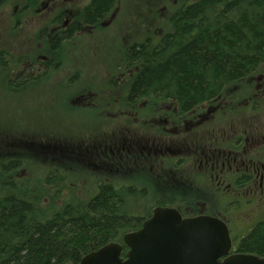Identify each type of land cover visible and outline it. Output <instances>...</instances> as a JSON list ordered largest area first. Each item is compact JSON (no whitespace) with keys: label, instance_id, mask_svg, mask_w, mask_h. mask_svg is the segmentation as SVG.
Returning a JSON list of instances; mask_svg holds the SVG:
<instances>
[{"label":"trees","instance_id":"16d2710c","mask_svg":"<svg viewBox=\"0 0 264 264\" xmlns=\"http://www.w3.org/2000/svg\"><path fill=\"white\" fill-rule=\"evenodd\" d=\"M10 1L0 0V8ZM45 2L39 0L36 7L32 6L38 15L49 7L43 8ZM116 3L117 0H89L79 12L75 8L68 10L66 16L72 21L65 26L50 22L48 46L28 61L19 63L17 60L7 65L11 61L7 59L9 52L0 50L3 58L0 72L7 78L20 80L59 75L66 69V52L71 39L78 32L80 34L102 27ZM63 15L58 18L62 19ZM170 21V29L156 42L146 38L126 47L119 62L108 72L109 79L104 82V86L108 83L111 89L120 87V92L125 91L124 95H118L120 92L116 91L114 100L101 96L104 105L108 101L116 102L121 112L132 113L145 109L164 121L173 119L177 124H190L191 121L199 120L204 109L209 111L218 107L226 109L231 105L238 106V98L229 102V95L235 89L252 86L251 90L247 89L251 93L255 90L253 84L259 76V84L264 82V0H186L172 13ZM15 63L20 66L14 69L12 64ZM85 91L87 93L79 94V90L72 93L71 99H79V106L88 107L94 101L93 95L96 98L97 94L92 85ZM166 104L169 109L160 108ZM225 112L228 115L231 111ZM26 113L30 115L29 111ZM26 113L21 120L12 119L10 122L0 116L2 138L18 140L22 135H32V138L39 135L58 140L67 137L46 126L49 124L47 121L42 123L43 119L35 118L31 122ZM217 115L221 116V113ZM134 117L140 116L136 113L131 119ZM33 122L44 125L40 130H46L47 134L26 130ZM139 126L149 135L148 139L169 144L151 150L133 148L132 153H135L130 161L125 158V147L116 145L118 154L112 153L114 157L101 147L98 152L108 161L93 166L97 170L109 169L110 175L118 176L142 172L144 177L148 176L150 181L159 185L160 176L152 168L160 160L174 165L169 153L175 151V146L181 142L175 141L178 136L167 134L166 128L163 129L167 133L163 132L154 123L152 127ZM196 130L197 127L192 123V128L185 131V135L190 138L184 142L189 147L192 142L199 143L196 138L191 140ZM205 136L211 143L218 139L212 134ZM32 138L28 137V140L22 137L19 147ZM38 145L48 149V145ZM183 148L181 145L177 149L185 156L184 160L176 164L179 166L189 162L193 154L191 148ZM20 156L25 157V154L14 149L4 152L0 149V264L77 263L82 256L107 243L123 244V235L138 229L150 215L153 206L168 205L165 199H146L148 193L143 186L125 182L110 183L106 178L102 180L96 175L94 180L81 182L77 188L69 181L75 175L73 172L64 171L60 174L55 167L50 172L41 166L39 171L32 173L34 176L28 184L26 179L32 174L27 173V165L21 164ZM132 162L134 166L130 167ZM104 163L109 165L105 166ZM193 167L198 169L199 162L194 161ZM27 184L28 187H25ZM35 187L37 195L33 194ZM75 187L78 197L75 196ZM204 187L207 190L210 188L207 183ZM60 191L65 192V195L69 191L66 199ZM47 200L49 204H45ZM126 251L127 247L123 245V257ZM239 251L264 258V221L251 225L244 233Z\"/></svg>","mask_w":264,"mask_h":264},{"label":"rangeland","instance_id":"374dc122","mask_svg":"<svg viewBox=\"0 0 264 264\" xmlns=\"http://www.w3.org/2000/svg\"><path fill=\"white\" fill-rule=\"evenodd\" d=\"M45 1L43 8H47L48 5L49 7L45 11H40L39 15L32 7H36L39 0H11L0 8V50L9 52L10 59L8 56L7 59L11 61L7 65H11V62L14 63L17 60L20 61L19 63H23L22 60L28 61L34 54L45 50L48 46L50 22L55 21L52 23L53 25H63L60 20L61 14H68V10L74 8L75 11L79 12L80 8L89 0ZM55 1L57 2L54 4ZM185 1L117 0L115 8L111 11L112 14L104 20L102 27L90 31L86 30L80 34L78 32L71 39L66 52V69L60 72L59 75L34 76L28 80H20L21 78H7L6 75H3V72H0V116L6 122H10L12 119L21 120L26 111H29L30 115L26 113V117L31 122L35 118L43 119L42 123L47 121L49 124L46 126L67 135V139L61 137L62 139L58 140L46 139V136L39 135L33 138L32 135H22V137L27 139L30 137L33 140L28 141L30 143H23L20 147L19 141L22 137L18 139V136H16L15 138L18 140H12L2 138L3 136L0 135V149H3V152L14 149L25 154V157L20 156L19 159L22 161L21 164L27 165V173L35 174L41 166L43 170L47 169V171L52 172L51 169L55 167L60 174L64 171L73 172L75 175L69 181L77 185V188L81 182L94 180L96 175L101 179L106 178L110 183L125 182L138 187L143 186L149 196L146 199L159 198V185H155L154 182L150 181L148 176L144 177L142 172L128 174V176H118L117 174L110 175L111 171L109 169L97 170L93 165L103 164L104 160L108 161L107 157L100 155L98 151L101 147L106 148L111 157H114L112 153L116 152L118 154L116 145L122 148L125 147L127 149L125 158L127 157L130 161L135 153H132L133 148L151 150V148L165 147L169 144L166 141L148 139L147 136L149 135L143 131L144 129H141L139 124L144 127H152L154 123L163 132L176 135L179 139L181 134L186 133L187 128H192V123L198 127L210 120L211 112L204 109L203 112L207 111L204 114L203 112L200 113L199 122L191 121L190 124L183 122L181 125L173 122V119L164 121L161 117H155L145 109L140 112H121L122 110L116 102L108 101L107 105H104L100 97L104 96L114 100L115 92L121 91V88L117 86L112 87V89L109 88L108 83L104 86V82L109 79L108 72L114 64L119 62L126 47L134 41L141 42L146 38L156 42L163 33L170 29L172 13ZM63 10H66V12L62 13ZM2 59L0 55V69ZM12 65H14V69L20 66L16 63ZM259 81L260 76L257 82L253 84V86H257V89H260ZM91 85L97 97L94 98L95 95H93L92 99L94 101L90 106H79V99H71L73 98L71 97L72 93L78 90L79 94L81 92L87 93L85 90ZM251 87L246 86L244 88L251 90ZM246 90L242 91L240 88L235 89L233 92L239 99L237 100L238 110L244 109L240 102L247 94L248 91ZM124 92L122 91L118 95H124ZM251 93L248 94L251 95ZM262 97L264 98L263 95ZM249 99L252 102V98L249 97ZM257 100L259 101L258 105L263 101L261 96L257 97ZM167 106L166 104L160 108L169 109ZM105 109H107L106 112ZM13 111L17 113L15 114ZM211 111H214V109ZM135 112L140 116L137 117L138 120L136 117L131 119L136 114ZM207 115L208 117H206ZM42 126L44 125L33 122L26 130L36 134L43 132L47 134L46 130H40ZM225 126H227V123H225ZM163 128H166L167 132ZM198 129L197 132L202 131L200 128ZM118 130L120 131L117 132ZM114 132L117 133L114 135ZM88 138L93 140L89 139L81 142V140ZM105 138L112 139L106 140ZM182 138L185 137L182 136L180 139ZM189 138L187 136L185 141ZM180 142L178 146H184L183 149H193L183 139ZM41 143L48 145V149L50 147L49 151L45 146H37ZM178 146H175L176 151ZM157 163L152 168L155 169L157 175L168 181L171 180L172 176L178 178V176L172 174L170 170L172 165L169 162L160 160ZM104 164L105 166L109 165V163ZM129 165L130 167L134 166L133 162ZM189 165L193 169L191 162H189ZM136 168L139 169V166H136ZM184 169L187 171V168ZM150 173L154 174L155 172ZM34 174L27 177L28 184H30ZM3 181L8 182L6 179H3ZM28 184L25 187H28ZM197 186L201 187L200 185ZM197 186L193 185V187ZM77 188H73L76 191L75 196H77ZM35 190L36 187L33 194L37 195L38 193ZM196 191V189H192L188 193L194 194ZM82 192L85 194L84 191ZM60 193L66 199L69 191L67 195H65V192L60 191ZM45 204H49V200Z\"/></svg>","mask_w":264,"mask_h":264},{"label":"flooded vegetation","instance_id":"af4514ba","mask_svg":"<svg viewBox=\"0 0 264 264\" xmlns=\"http://www.w3.org/2000/svg\"><path fill=\"white\" fill-rule=\"evenodd\" d=\"M66 15L64 13L60 19L64 26L72 21ZM259 85L260 89L256 86L251 95L243 97L242 105L239 103L244 106L242 110L234 105L232 108L210 109L211 119L198 126L196 132L198 128L202 131L193 132L191 137V140L198 139L199 143H190L193 154L189 162L192 167L194 161L199 162L198 169H192L189 162L176 165L185 156L175 150L169 153L175 162L170 170L178 178L172 176L168 181L160 177L158 186L159 199H165L166 204L177 209L182 216L204 214L221 219L231 238L227 254L241 253L239 243L244 233L251 225L264 221V82ZM259 96L263 101L258 105ZM237 98L236 94H230L229 102ZM225 110L231 112L227 115ZM218 112L221 116L217 115ZM210 134L218 137L213 143L206 140L205 135ZM182 136L185 141L187 135L181 134L180 138ZM177 138V142L182 140ZM184 168L187 171L182 170ZM206 183L210 187L208 190L204 187ZM192 189L197 191L188 193Z\"/></svg>","mask_w":264,"mask_h":264},{"label":"water","instance_id":"95a60500","mask_svg":"<svg viewBox=\"0 0 264 264\" xmlns=\"http://www.w3.org/2000/svg\"><path fill=\"white\" fill-rule=\"evenodd\" d=\"M122 243H107L73 264H264L257 255L227 254L231 238L221 219L182 217L169 206L152 208L138 229L123 235Z\"/></svg>","mask_w":264,"mask_h":264}]
</instances>
